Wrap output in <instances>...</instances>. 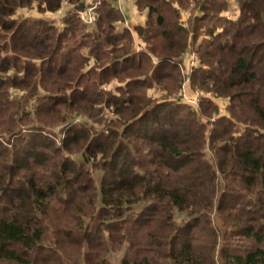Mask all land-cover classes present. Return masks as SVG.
Returning a JSON list of instances; mask_svg holds the SVG:
<instances>
[{"label":"trees","instance_id":"16d2710c","mask_svg":"<svg viewBox=\"0 0 264 264\" xmlns=\"http://www.w3.org/2000/svg\"><path fill=\"white\" fill-rule=\"evenodd\" d=\"M35 3L66 12L62 25L14 18ZM94 3L88 31L72 6ZM135 3L146 50L116 32L110 0H0V119L11 117L0 126V263L108 264L124 248L119 264H264V0H236V20L223 16L228 0ZM197 40L190 82L222 99V116L209 98L199 110L168 98ZM110 80L115 92L102 88ZM152 85L165 101L147 97ZM105 107L118 120L102 131L71 121L101 122Z\"/></svg>","mask_w":264,"mask_h":264},{"label":"rangeland","instance_id":"374dc122","mask_svg":"<svg viewBox=\"0 0 264 264\" xmlns=\"http://www.w3.org/2000/svg\"><path fill=\"white\" fill-rule=\"evenodd\" d=\"M233 2H235V0H233ZM110 3H113V4L117 3V6H119L118 12L122 15V19H120V20H123L124 21V24H126V22L130 23L129 20L130 21L132 20L134 22L136 21L140 25L143 24L142 19H144L146 17V16H144V12L146 11V9L140 10L138 8V6L136 5L135 0H110ZM232 4L234 5V3H232ZM94 5H95V9L93 10V12L90 13V18H91L92 21H94V17L95 18H98V12H97L98 5L96 3H94ZM230 6H231V4L229 3V7ZM87 8H88V6L82 8V9H76L75 10V7L72 6V14H75L76 16H78L77 15L78 12H81L84 9L86 10ZM39 9H42V8L41 7L39 8L38 7V4H36V3L34 5H31V6H25V7L18 8L16 10V12H15L14 18H20V19H26V18L47 19V18H45V16H48L47 13L40 12ZM60 11H61V14H59ZM126 13L127 14L129 13L128 14V17H126ZM64 14H66V12H64L62 10H58V11L52 13V15L50 14L49 16L56 17V16H60V15H64ZM178 14H179V18H180V25L183 26V27H186V22H187V20L190 19L189 18L190 12L189 11L179 10L178 11ZM227 14L228 13L225 10L223 12V15L228 19ZM66 16L64 15V16L58 18V19L56 18L54 20H52V19L51 20L54 21V22H60L62 24L63 23V20L66 18ZM127 18L129 19L128 21H127ZM145 24H146V19L144 21V25ZM94 27L96 28V25H94ZM127 31H129L130 34H131V37H132V40L131 41L133 43L134 48H135V46H137L138 48L140 46H143V48L145 50L147 49L146 43H144V41L142 39H140V37L137 35V33L134 32V28L133 29H130V30L128 29ZM198 43H199V40H197L195 42L194 41L191 42V44L188 46L189 49H187L185 51V53L183 54V56H182L181 59L183 60V59L187 58V56H193L195 58L197 57V61H198V54L196 52V48H197ZM93 61L90 60L89 64H92ZM179 71L181 73L182 80H181L180 88L178 89L179 91H178L177 95H175V96H169L168 97V98H171L169 100H172V101L176 100L177 97L179 96V93L181 91L182 85H183V83L185 81L184 73H189V74L191 73V71H187L184 68L183 69H180L179 68ZM188 80H189L188 83H185L186 84L185 86H187V88H186L187 91L189 93H192V92L197 93L201 97V100L196 103L198 105V107H197L198 110L201 108V103L203 101L202 98H209L218 107V114L222 115L223 113H225L224 112L225 105H224V102L222 101V99H219V98H216V97H214L212 95H209L207 93H204L201 90L194 89L192 87V85H191L190 77L189 76H188ZM116 81L115 80H113V81L110 80V81H108V83L103 84L102 85V88L105 89V91H109L110 90L112 92H115V89H116V86H117V82H118V81L117 82ZM146 90H147L146 91L147 97L151 98L152 100L153 99L159 100L158 102H161V101L163 102V101L166 100L165 95H163L162 91L159 88H157L156 85H152V87L147 88ZM39 91H40V96H45L47 94L43 89H40ZM163 92L165 93V91H163ZM166 92L169 93V91H166ZM23 96H24V92H21V91H13V89H9V97H8L9 100H21L22 101L23 100ZM34 104H35L34 101H32V103H29L28 110L32 111V109H34ZM102 107H103L102 104H95L93 106L94 110H96V111H94V113H97V111H100V109ZM213 115H209L208 116V117H211V119H210L211 122L216 119V115L217 114L214 115V116ZM99 116L102 118V121L101 122H97V123H94L87 116H79V115L72 116L71 117V119H72L71 121H74V120L77 119V120H79V123L82 122L85 125H87L88 127H91L92 126V127H94V129H96L98 131H102V130L105 129L104 126L106 127V124L107 125L108 124L110 125V124L114 123L116 120H118V118H116V116L113 113V111L108 110L107 107H105L103 109V112L100 113ZM10 118H11L10 116H6L5 115V117H3L2 119H0V120H2V122L0 123L1 128L6 129L9 126V120H10ZM55 129H57V127H54L52 134L55 135L57 137V139H58V138H60L62 136V133H60L61 130H58L57 131ZM7 134H8V132L5 133V135H7ZM182 135H184V134H182ZM203 154L206 156L207 159L211 158V153H210L209 149L208 150H203ZM211 159H209L210 160V163L213 164L214 162H212ZM92 174L93 175H97V172H93ZM162 183H163V185H167V182L166 181H163ZM220 183H221V185H223V181L222 180L220 181ZM198 184L200 185V187H203L205 185L204 182H199ZM187 185H188V183H187ZM191 186L192 185H190L188 187L186 186V188H189ZM191 189H193V188H191ZM209 216L214 221V224L215 225L216 224H219L221 227L223 226L222 224H223V220L224 219H222L220 221V218H222V216L220 215V213H218V211L214 210V208L210 212ZM198 235L199 234H196V236H198ZM225 238H226V242L229 245H231L232 249L236 250L235 247H237L239 245L237 244V242L234 239V237H232V234L227 233L225 235ZM123 252H124V248H122L119 251H111L106 256L107 261H108V264H119L120 263V259L123 257ZM71 254L73 255L74 253H71ZM0 264H14V263H12V262L11 263H9V262H2Z\"/></svg>","mask_w":264,"mask_h":264},{"label":"built area","instance_id":"2783aa9c","mask_svg":"<svg viewBox=\"0 0 264 264\" xmlns=\"http://www.w3.org/2000/svg\"><path fill=\"white\" fill-rule=\"evenodd\" d=\"M228 1L231 4L229 9L227 10L228 19L235 20L237 18V14L233 12L232 6L236 5V0H235V2H233V0H228ZM232 3H234V5ZM94 9H95V6H90L86 10L84 9L83 11L77 13L78 17L80 18L82 23L87 27L88 30H92L94 25H95L96 18L94 17V21H92L90 18V13L93 12ZM62 16L63 15H61V17ZM179 64H180L179 65L180 69L184 68L187 71H192V69L195 68L198 64L197 57L195 58L193 56H187V58L183 59L181 61V63H179ZM188 76H189V73H184L185 81L182 85L181 91H180L179 96H178L179 101L184 103L185 105L189 106L190 108L198 109L197 108L198 105L196 103L201 100V97L197 93H194V92L189 93L187 91V89H186L187 86H185L186 85L185 83H188V81H189ZM222 115H224V114H222ZM222 115H220V116H222ZM72 122L73 123H79V120L76 119Z\"/></svg>","mask_w":264,"mask_h":264},{"label":"crops","instance_id":"0c3cea01","mask_svg":"<svg viewBox=\"0 0 264 264\" xmlns=\"http://www.w3.org/2000/svg\"><path fill=\"white\" fill-rule=\"evenodd\" d=\"M111 5L115 8V9H117L118 10V8H119V6H117V3H115V4H113V3H111ZM229 9V1H228V8L226 9V12H227V10ZM232 10H233V12L234 13H236L237 14V17L239 16V11H238V8H237V6L236 5H234V6H232ZM228 13V12H227ZM59 14H61V11L59 12ZM129 14V13H128ZM128 14L126 13V17H128ZM52 15V14H51ZM64 16V15H63ZM144 16H146V12H144ZM224 16V15H223ZM61 17V15L60 16H56V17H54V16H45V18H47V19H52V20H54V19H58V18H60ZM227 17H228V14H227ZM145 19H146V17L144 18V19H142V21H143V24H138L136 21L134 22V21H130L128 18H127V21L129 20V22L130 23H128V22H126V24H124V21L123 22H117L116 24H115V28H116V32H118V33H120L121 31H123V30H130V29H133V28H135L136 26H143L144 25V21H145ZM237 19V18H236ZM235 19V20H236ZM231 20V19H230ZM54 22V21H53ZM132 22V23H131ZM55 24L57 25V26H59V25H62L60 22H55ZM95 29V27H93V29L91 30V31H93ZM89 31V30H88ZM141 39V38H140ZM135 50H141V49H144L143 48V46H140L139 48L137 47V46H135V48H134ZM144 51V50H143ZM153 59V62L155 63L156 62V59L155 58H152Z\"/></svg>","mask_w":264,"mask_h":264}]
</instances>
